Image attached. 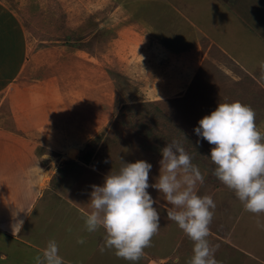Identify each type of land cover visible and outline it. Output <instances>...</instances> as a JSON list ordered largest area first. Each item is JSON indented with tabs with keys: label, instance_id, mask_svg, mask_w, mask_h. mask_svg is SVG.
<instances>
[{
	"label": "crops",
	"instance_id": "crops-1",
	"mask_svg": "<svg viewBox=\"0 0 264 264\" xmlns=\"http://www.w3.org/2000/svg\"><path fill=\"white\" fill-rule=\"evenodd\" d=\"M183 1L186 2L181 5ZM190 1L109 0L103 9V16L87 12L88 18L80 19V15H85L84 5L77 7L76 2L69 4L66 0H55L63 12H69L72 6L69 18L78 17L73 23H79L81 27L67 23L68 27L61 30V36L53 38V44L48 47L44 45L50 43L48 34L35 27L34 18L23 19L20 16L18 19L15 8L0 6V107L8 106L7 111L4 108V113H0V232L3 235H11L16 242H25L32 252L41 254L47 243L38 246V240L32 242L30 231L23 236L20 232L13 234L15 225L19 221L24 222L41 200L42 207L50 208L48 210L60 216V224L68 223V235L72 236V231L76 233L75 239L64 236L70 242L68 246L63 244L65 240L56 241L65 264H110L108 255H112L113 251H99L104 230L89 233L84 221L82 226L85 230L79 228L81 217L91 208L90 199L78 198L76 188L84 176H87V181L84 179L87 186L103 185L106 172L119 168L112 166L98 174L93 171L92 159L84 160L76 155L80 154L82 144L90 142L96 135L100 137L108 123L118 122L121 127L125 120L119 118L120 115L117 118L116 114L124 104L134 103V106L150 112L146 124L137 129L146 137L154 136L152 131L159 119H164L170 132L178 127L180 131L187 132L180 134L183 137L195 134L194 125L204 115L197 107L191 106L193 103H188L186 95L194 82L197 83L205 56L201 48L199 24L184 9L192 10L189 7L192 3L204 14L203 10L209 9L210 1ZM22 26L29 35L40 34L44 38L38 37L37 43L30 45ZM32 74L40 77L32 79ZM7 87L11 91H5ZM5 100L7 102L3 103ZM255 122L264 126V119L260 120V124L258 120ZM170 132L166 131L165 135ZM172 140L179 138L172 136L169 144ZM158 141L160 143L154 145L157 148L155 159L150 162V184L156 182L160 171L162 140ZM198 144L207 153L201 151L200 161L196 163L194 155L199 158L196 153L201 149ZM195 145L194 154L191 150L190 154L187 153L192 164L204 176V183L197 185V194L211 196L216 204L209 225V237L239 249L244 243L243 237L249 234L244 232L240 236V227L246 228L243 225L249 220L250 212L241 209L243 205L234 192L213 174L215 165L207 154L210 155L214 145L206 140ZM67 147L77 150L71 160L64 157ZM147 152L148 149H144L138 156ZM39 162L45 166L39 165ZM51 162L54 166L48 167ZM80 168L86 170L84 176ZM75 169L78 173L71 185L65 180L63 185L56 183L57 178L66 176L65 171ZM94 175L99 180L92 183ZM148 191L157 200L159 208L162 207L159 201L169 205L163 194L151 187ZM41 227L43 236L44 224ZM50 237L47 241L55 238L54 235ZM78 238L84 239L80 246L75 244ZM88 239L93 244L90 245L92 252L76 258V262L70 260L71 254L84 250L83 246L89 244ZM32 252L29 264H35L32 256L37 255ZM83 258L86 260L80 261ZM165 260L161 257L157 264H165ZM138 262L117 258L113 264ZM175 262L180 261L175 258Z\"/></svg>",
	"mask_w": 264,
	"mask_h": 264
},
{
	"label": "rangeland",
	"instance_id": "rangeland-1",
	"mask_svg": "<svg viewBox=\"0 0 264 264\" xmlns=\"http://www.w3.org/2000/svg\"><path fill=\"white\" fill-rule=\"evenodd\" d=\"M83 1L88 4L86 5ZM83 1L66 0L69 4L76 2L77 7L81 4L85 6V15H80V19L88 18L89 14L87 12H90V14L94 12L96 14L94 16H103V9L107 7L106 4H109V0ZM115 1L117 0H114V2ZM209 1V9L203 10L205 11L204 14L200 13L202 10H197V6L192 3L189 4L192 10L184 9V11L199 24V29L201 31V48L205 56V60L201 67L202 71H200L198 80L196 81L197 83L195 84L194 82L188 94L186 93L188 103H193L194 105L191 106L197 107L205 116L214 111L220 102L231 103L240 101L242 104L251 106L256 114L255 121L258 120L260 124V120L264 119V79H261L259 68V62L264 60V0ZM185 2L186 1L181 2V5ZM189 2L191 1L189 0ZM212 2L213 4H211ZM0 6L7 9L15 8L18 19L20 16L23 19L34 18L35 27L39 30L46 31V34H48L50 43L44 44L47 47L53 44V38L56 39L61 36V30L68 27L67 23H71V26L73 24V26L76 25V28L77 26L81 27V24L76 22L73 23L76 16H73L72 19L71 17L69 18L70 14H72V6L70 5L69 12H63L61 5L57 7L55 0H0ZM76 19H78V17ZM45 21L47 22L45 23ZM56 28L59 30L57 31ZM22 30L25 37H28V43L30 45L36 44L39 39L38 37L41 39L44 38V36L40 34L29 35L24 26H22ZM33 61L34 60H32L31 63ZM39 77L38 75L35 77V75L32 74V79ZM5 91L9 92L11 90L7 87ZM8 92H6L7 96ZM1 100L2 98H0V101ZM4 102L6 103L7 100L3 101V103ZM180 105L182 106V104ZM189 106L190 105H187V107ZM4 108L7 111L8 106ZM4 108L0 107V113H4ZM190 108L191 107H189V109ZM121 109L122 110L116 114V117L118 118V115L123 116H119V118L124 119L126 124L123 122V126L121 125L120 127L118 122L116 124H110L111 122L108 123L106 130L109 133L105 132L106 130H102V135L100 137L96 135L90 142L82 144V146L79 147L81 149L80 154L76 155L77 158L81 157V159L84 160L92 159V165L94 164L93 171L98 172V174H101L102 171L106 172L105 169L109 167L112 168V166H117L119 168L121 165L120 158H122L124 162L129 163L136 162L137 160H144L148 163L152 160L154 161L156 155L154 152L157 151L154 145L160 143L159 141L157 142V140H162L161 149H163L170 143L172 136L175 139L179 138V140L176 141L184 147L186 152L191 150L193 154L196 150L195 148H197L195 143L203 140L200 137H195L194 135L196 134L192 136L186 135V138L181 136L180 134H187V132L182 129L180 131L178 127L170 132V130L165 127L167 123L164 119L156 121L155 129L153 130L152 128L154 136H162L155 138L152 134L146 137L141 134V130L137 129H141V126L146 124L150 112L147 113L141 107L134 106V103L124 104L121 106ZM1 117H3L2 114ZM198 122L195 123L194 128L198 126ZM256 125L261 132L262 129L264 131L263 125H258L257 123ZM119 127L122 128V130H120ZM166 131L170 133L165 135ZM160 132H164V134ZM199 146L201 148L200 152L196 153L199 155V158L194 155L196 163L200 161L199 153H201V151L205 154L207 153L201 145ZM73 147L65 148L64 157L66 159L71 160L75 156L77 150ZM144 149H148V152L142 156H138L139 154L141 155L140 152ZM207 156L210 157L209 154H207ZM43 164L44 163L39 162V165L45 166ZM69 165L72 164L69 163ZM53 166V162L48 165V167ZM80 170L82 176H84L86 170L82 168H80ZM45 173H43V175H45ZM65 173L66 176L56 179V183L59 186L63 185L62 182L64 180L67 181L68 185H71L73 182L72 179L77 176L78 170L65 171ZM106 174L108 173L106 172ZM86 177L87 176H84V179L87 181ZM92 178V183L95 180H99L96 175L92 176ZM41 179H43L42 176ZM84 179L79 181L76 188V195L80 199H90L92 184L87 186ZM42 205L43 202L40 200L26 217V220H24L22 228L20 229V234L22 236L30 231V235L33 238L32 242L35 243L37 242L36 240H38V246L46 244L48 238H51L50 235H54V240L57 242L60 239L65 240V235L67 238L72 236L73 239L77 238L76 233L74 234L73 231L72 236L68 235L66 228L68 223L64 224L62 222L60 224V216L48 210L50 208L46 209L42 207ZM159 205L162 207L159 208L157 205L154 206L160 214V229L152 238L151 247L144 249V257H141L138 263L157 264L158 259L164 257V259H166L165 264H186V261L189 260L193 254V242L181 229H179L175 222L167 218V210L171 206L160 203V201ZM241 209H243V206ZM250 215L248 218L249 220L247 219L248 221L246 220V224L244 223L243 225H246V228L240 227V236H242L244 232L249 233L243 237L242 240L244 243L241 244V248L236 249L232 246H227L222 244L218 239L208 236L207 239L210 246L215 249L214 258L219 261L220 264H264V229L257 226V220L264 223V216L262 214L259 216L252 214L250 217ZM241 220H244L243 216ZM83 221L82 216L79 225L82 231L85 230L82 226ZM58 222L61 225L60 227ZM42 224H44L45 229V234L43 236L41 234ZM1 233L2 232H0V264H29L30 260H32L29 255L30 252H32L30 246L25 242H16L11 238V235H3L4 233ZM26 236L27 234L25 237ZM25 237H22V239L24 240ZM25 241L28 242L27 239H25ZM88 242L89 244L83 246L84 250H80L77 254H71L70 260L76 262L78 261L76 258H80L82 255L84 256L88 252H92L90 245L93 244H90L89 239ZM69 243V241H66V243L63 244L68 246ZM75 244L80 246L77 242H75ZM33 253L35 255H40V252H32L31 254ZM32 257L34 258V256ZM175 258L180 262H175ZM85 260L86 258H83L80 261ZM108 261L110 264L117 261V257L114 253L108 255Z\"/></svg>",
	"mask_w": 264,
	"mask_h": 264
},
{
	"label": "clouds",
	"instance_id": "clouds-1",
	"mask_svg": "<svg viewBox=\"0 0 264 264\" xmlns=\"http://www.w3.org/2000/svg\"><path fill=\"white\" fill-rule=\"evenodd\" d=\"M259 68L264 79V60L259 62ZM255 115L251 106L240 101L220 102L199 120L194 132L214 145L210 151L215 165L213 174L234 192L246 212L259 216L264 213V133L257 128ZM161 155L155 183H149L150 163H129L120 158L119 169L111 170L103 185H92L91 211L83 217L86 231L104 230L101 253L113 251L117 258L138 261L160 229V214L154 206L157 200L148 191L151 187L163 194L171 206L167 218L193 242V254L186 264H220L207 239L216 204L211 196L197 194V185L204 183V176L176 140L161 149ZM22 224L19 221L15 225L14 235L20 232ZM257 226L264 229L259 220ZM77 243L83 244L84 239L78 238ZM34 261L65 264L54 239L47 242Z\"/></svg>",
	"mask_w": 264,
	"mask_h": 264
}]
</instances>
